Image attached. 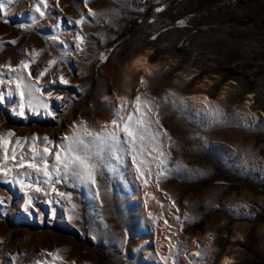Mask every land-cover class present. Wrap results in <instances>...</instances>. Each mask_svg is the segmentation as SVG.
Masks as SVG:
<instances>
[{
	"label": "rangeland",
	"instance_id": "374dc122",
	"mask_svg": "<svg viewBox=\"0 0 264 264\" xmlns=\"http://www.w3.org/2000/svg\"><path fill=\"white\" fill-rule=\"evenodd\" d=\"M0 97V264H264V0H0Z\"/></svg>",
	"mask_w": 264,
	"mask_h": 264
},
{
	"label": "snow or ice",
	"instance_id": "6c2138e0",
	"mask_svg": "<svg viewBox=\"0 0 264 264\" xmlns=\"http://www.w3.org/2000/svg\"><path fill=\"white\" fill-rule=\"evenodd\" d=\"M37 11H39V8H37ZM89 11H91V9ZM41 15H43L42 12ZM82 22L83 21H80V23ZM53 63H55V61H53ZM26 66L27 65H24V67ZM0 99H2V97H0ZM139 102H140L139 97H137V103ZM132 122H133V117L129 116L128 123L124 125L123 131L127 133L128 137H130L128 143H131L133 145V148H135V143L137 139L143 141L145 138L144 133L147 132L148 129L144 128L143 131H141L139 127H133ZM112 123L114 126L119 127L117 121L114 120L112 121ZM135 123L137 126H139V125H143L145 121L138 119L135 121ZM106 128L107 125H105V129ZM164 134L166 135V133ZM8 135L11 136L13 135V133H8ZM84 135L91 136L92 141L86 142L85 139L83 138V135L77 136V138H75L65 150L66 155L64 159L61 160L60 154L57 153L56 160L58 165L62 164V167L65 170V172L71 170L72 175L74 177L80 179H88L91 180L92 183H95L96 182L95 170L97 167V163L104 159L105 151H107L110 156H115L117 160L120 159L118 155H115L116 148L118 147V137L113 132H107V131L104 133L90 132L86 126L84 129ZM152 139H155V136H153ZM45 140H47V137H45ZM73 144L76 145V147H73ZM155 150L156 149L154 148L153 151ZM45 151H47V149H45ZM94 160L96 161V163L93 162ZM141 163H143V161H141ZM41 171L44 172L45 176L51 175L46 168L42 169ZM56 172L57 174H59L60 167L56 168ZM53 190L55 191V189ZM37 191H39V189H37ZM60 195H63V193H60Z\"/></svg>",
	"mask_w": 264,
	"mask_h": 264
},
{
	"label": "bare ground",
	"instance_id": "6f19581e",
	"mask_svg": "<svg viewBox=\"0 0 264 264\" xmlns=\"http://www.w3.org/2000/svg\"><path fill=\"white\" fill-rule=\"evenodd\" d=\"M142 56H143V55H142ZM138 58H139V57H138ZM141 59H144V58H141V57H140V59H138V60L135 59V61H134V62L136 63L135 66H136V67H144V68H145V66H146V65H145V64H146V60H141ZM135 66H134V67H135ZM132 68H133V65H132ZM142 69H143V68H142ZM142 69H141V70H142ZM135 70H136V69H135ZM147 70H150V68L148 67ZM143 71H145V70H143ZM145 72H147V71H145ZM192 256H196V252H194V253L192 254ZM226 261H227V260H226ZM225 263H227V262H223L222 264H225Z\"/></svg>",
	"mask_w": 264,
	"mask_h": 264
}]
</instances>
